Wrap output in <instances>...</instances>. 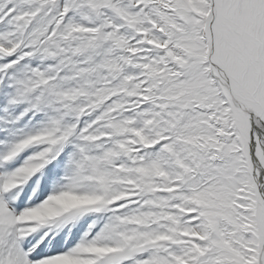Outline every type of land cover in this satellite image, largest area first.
Wrapping results in <instances>:
<instances>
[{
    "label": "snow or ice",
    "instance_id": "snow-or-ice-1",
    "mask_svg": "<svg viewBox=\"0 0 264 264\" xmlns=\"http://www.w3.org/2000/svg\"><path fill=\"white\" fill-rule=\"evenodd\" d=\"M0 264H264V0H0Z\"/></svg>",
    "mask_w": 264,
    "mask_h": 264
}]
</instances>
